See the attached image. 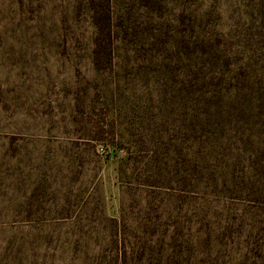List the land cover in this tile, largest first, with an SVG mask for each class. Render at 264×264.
Listing matches in <instances>:
<instances>
[{
  "label": "rangeland",
  "instance_id": "1",
  "mask_svg": "<svg viewBox=\"0 0 264 264\" xmlns=\"http://www.w3.org/2000/svg\"><path fill=\"white\" fill-rule=\"evenodd\" d=\"M251 70L264 0H0V264H140L159 224L189 264H264V115L227 97Z\"/></svg>",
  "mask_w": 264,
  "mask_h": 264
},
{
  "label": "trees",
  "instance_id": "2",
  "mask_svg": "<svg viewBox=\"0 0 264 264\" xmlns=\"http://www.w3.org/2000/svg\"><path fill=\"white\" fill-rule=\"evenodd\" d=\"M90 2L93 3L94 0H90ZM92 6H94L92 7L94 11L93 22L97 30L94 44V61L97 65L99 56L105 51V47L111 45L116 31L114 24L110 22L112 21L111 12L108 14L103 9L99 10L95 7V4ZM237 78L240 84L245 81L247 85L239 86L235 91H232V93L227 96L228 100L240 103L239 108L241 112L264 115V89L262 90L256 84L255 71L251 70L245 77L242 78L239 75ZM243 98H245L244 102L241 101ZM238 186L243 190L242 192L253 189V185H248L246 183ZM191 188L192 189L187 192H193L194 189L192 186ZM192 203H195V200H192ZM148 228L149 227L146 225L140 229V232L143 234L142 239L144 240L140 244V264H189L188 251L193 241L190 235V229L186 235L179 227L175 228L176 231L173 234L162 230V224H159L153 232ZM152 234L155 235V238L157 237L156 242L149 241L148 237ZM179 241H181L180 244ZM121 246L122 243H120V247ZM121 251L122 250H120V252Z\"/></svg>",
  "mask_w": 264,
  "mask_h": 264
}]
</instances>
